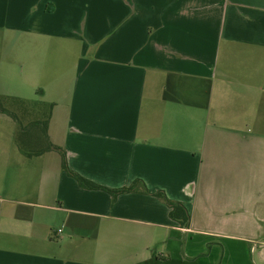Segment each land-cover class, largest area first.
<instances>
[{
    "label": "crops",
    "instance_id": "1",
    "mask_svg": "<svg viewBox=\"0 0 264 264\" xmlns=\"http://www.w3.org/2000/svg\"><path fill=\"white\" fill-rule=\"evenodd\" d=\"M1 72L60 150L0 112V264H264V0H0Z\"/></svg>",
    "mask_w": 264,
    "mask_h": 264
},
{
    "label": "trees",
    "instance_id": "2",
    "mask_svg": "<svg viewBox=\"0 0 264 264\" xmlns=\"http://www.w3.org/2000/svg\"><path fill=\"white\" fill-rule=\"evenodd\" d=\"M23 101V100H20ZM17 103H21L22 106L20 108L21 111V115H26L25 113H34L35 112V108L36 106H30V103H25L24 102H17ZM0 112L2 114H6L8 116H10L14 121H16L19 126H20V135L18 137V145L20 150L22 151L23 155L28 157V158H32V157H36V156H40L43 153L47 152V151H53V150H60L58 147L54 146L48 138L47 135V128H48V121H49V114L45 113L46 118L44 121H35L32 125L29 126H24L23 125V120L21 119L20 115L18 114V112H15L13 110H9L6 107H4L2 100L0 99ZM27 114V115H30ZM23 118V116H22ZM35 124L41 126L40 130H41V134H39V136H37V139L34 140H30V138L27 137V133L29 131H31V129H33L32 126H34ZM62 157H63V169L74 179H76V181L79 183V185L86 189V190H104L109 192L110 194H112V196L114 198L118 197L121 194H126V193H134V192H138L140 190V192L145 193V194H150V195H154L157 198H159L160 200H162L170 209V216L172 218V220L176 221L177 223L180 224L181 227L183 228H189L190 227V222H191V216L190 213L188 211V209L180 202H176L171 200L165 192L163 191H159L156 193H152L149 191V189L147 188L146 184L142 181V180H137L135 181L131 186L126 187V188H122L119 190H112V189H108L106 187H103L83 176H81L80 174L74 172L73 170L70 169L67 159H66V154L64 152H62Z\"/></svg>",
    "mask_w": 264,
    "mask_h": 264
},
{
    "label": "rangeland",
    "instance_id": "3",
    "mask_svg": "<svg viewBox=\"0 0 264 264\" xmlns=\"http://www.w3.org/2000/svg\"><path fill=\"white\" fill-rule=\"evenodd\" d=\"M8 73L1 72L0 73V99L3 102L4 107H6L9 110H13L15 112H18L21 119L23 120V123H30L32 121H36L37 118H34L33 114L31 113H25L26 115H21L20 108L22 106L21 103L17 102H24L30 103V106H40V108L43 106L41 102V97L38 94L37 90H34V88L26 87V85L11 81L5 77H8ZM19 81V80H18ZM20 84V85H19ZM54 97V96H53ZM23 100V101H20ZM46 101V100H45ZM35 102H37L35 104ZM50 107H45V112L49 113ZM30 114V115H27ZM23 116V118H22ZM3 120H5L3 117H0V135L2 134H8V131L14 129V125L7 121L6 124ZM29 120V121H28Z\"/></svg>",
    "mask_w": 264,
    "mask_h": 264
},
{
    "label": "built area",
    "instance_id": "4",
    "mask_svg": "<svg viewBox=\"0 0 264 264\" xmlns=\"http://www.w3.org/2000/svg\"><path fill=\"white\" fill-rule=\"evenodd\" d=\"M59 232H61V230Z\"/></svg>",
    "mask_w": 264,
    "mask_h": 264
}]
</instances>
